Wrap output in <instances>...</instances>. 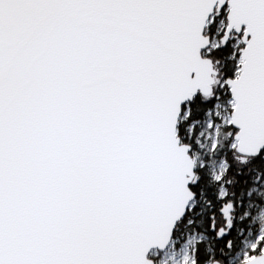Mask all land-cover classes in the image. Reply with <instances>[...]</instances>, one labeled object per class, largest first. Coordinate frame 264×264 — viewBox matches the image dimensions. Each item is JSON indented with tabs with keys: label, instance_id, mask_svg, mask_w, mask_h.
<instances>
[{
	"label": "snow or ice",
	"instance_id": "6c2138e0",
	"mask_svg": "<svg viewBox=\"0 0 264 264\" xmlns=\"http://www.w3.org/2000/svg\"><path fill=\"white\" fill-rule=\"evenodd\" d=\"M0 264H264V0H0Z\"/></svg>",
	"mask_w": 264,
	"mask_h": 264
}]
</instances>
